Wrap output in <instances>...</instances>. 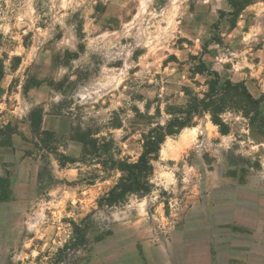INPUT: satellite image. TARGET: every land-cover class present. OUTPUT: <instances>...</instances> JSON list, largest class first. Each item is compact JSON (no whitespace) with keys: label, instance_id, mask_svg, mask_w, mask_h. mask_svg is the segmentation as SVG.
Returning <instances> with one entry per match:
<instances>
[{"label":"rangeland","instance_id":"rangeland-1","mask_svg":"<svg viewBox=\"0 0 264 264\" xmlns=\"http://www.w3.org/2000/svg\"><path fill=\"white\" fill-rule=\"evenodd\" d=\"M231 11L226 0H0V193L14 199L0 204V264H264V119L251 110L223 113L227 134L195 116L165 138L150 192L113 206L99 201L119 172L61 168L46 150L78 158L80 127L136 161L186 93L208 92L199 59L220 85L264 100V0L234 26Z\"/></svg>","mask_w":264,"mask_h":264},{"label":"trees","instance_id":"trees-1","mask_svg":"<svg viewBox=\"0 0 264 264\" xmlns=\"http://www.w3.org/2000/svg\"><path fill=\"white\" fill-rule=\"evenodd\" d=\"M232 11L229 15V23L234 26L241 10L249 4V0H226ZM217 29V26H216ZM213 41L217 39H212ZM212 41V42H213ZM197 73L213 76L208 87V92L203 98L192 96L186 93L187 103L183 107L172 108L169 111L170 119L165 125H157L151 129L147 135L142 138V152L138 159L128 162L124 159L115 158L110 148L112 140L94 138V134L88 130H81L78 127L75 130L73 140L81 144V151L78 158H72L58 153L54 149H46L49 154L55 156L59 167L64 168L67 165L95 164L101 167L105 173L117 171L121 174L118 181L99 201L100 206H113L122 203L127 196H144L150 192L151 176L153 168L151 162L159 154L160 147L167 136H175L180 131L190 126L193 118L200 113H207L211 122L219 128L220 133L227 134L228 127L221 119L223 113L228 110L241 112L244 117L250 118V113L254 117L264 119V100L254 98L248 91L243 82L232 83L229 80L220 85L219 74L217 71H210L202 59L198 60ZM1 79V78H0ZM253 120V117L250 118ZM41 120L39 119V122ZM47 136L46 132L41 133ZM45 149V148H44ZM65 161V162H64ZM43 177L41 167L37 179ZM52 180V179H51Z\"/></svg>","mask_w":264,"mask_h":264},{"label":"crops","instance_id":"crops-1","mask_svg":"<svg viewBox=\"0 0 264 264\" xmlns=\"http://www.w3.org/2000/svg\"><path fill=\"white\" fill-rule=\"evenodd\" d=\"M4 174H2L0 176V180H3ZM7 190V189H6ZM4 191H2V193H0V204H6V203H10L11 201H13V197H11L10 191H7L6 194L3 193Z\"/></svg>","mask_w":264,"mask_h":264}]
</instances>
